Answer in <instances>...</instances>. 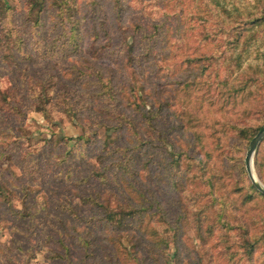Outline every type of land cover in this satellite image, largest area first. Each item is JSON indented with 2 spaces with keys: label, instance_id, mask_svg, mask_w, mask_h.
<instances>
[{
  "label": "rangeland",
  "instance_id": "obj_1",
  "mask_svg": "<svg viewBox=\"0 0 264 264\" xmlns=\"http://www.w3.org/2000/svg\"><path fill=\"white\" fill-rule=\"evenodd\" d=\"M262 124L264 0H0V264H264Z\"/></svg>",
  "mask_w": 264,
  "mask_h": 264
},
{
  "label": "water",
  "instance_id": "obj_2",
  "mask_svg": "<svg viewBox=\"0 0 264 264\" xmlns=\"http://www.w3.org/2000/svg\"><path fill=\"white\" fill-rule=\"evenodd\" d=\"M264 136V124L258 129L256 134L250 140L245 156H244V167L247 172L248 177L250 178L252 184L255 188L264 195V186L258 183L253 176V157L256 150V147L260 140Z\"/></svg>",
  "mask_w": 264,
  "mask_h": 264
},
{
  "label": "trees",
  "instance_id": "obj_3",
  "mask_svg": "<svg viewBox=\"0 0 264 264\" xmlns=\"http://www.w3.org/2000/svg\"><path fill=\"white\" fill-rule=\"evenodd\" d=\"M121 1L122 0H115V3H117L118 5H120L121 4ZM39 8H41V5H39L38 6ZM31 8H33V4H28V12H29V10L31 9ZM39 10V9H38ZM27 12V11H26ZM262 20V18L261 17H258V18H255L254 20H253V22L255 23H257V22H260ZM1 188V187H0ZM2 189V188H1ZM251 189H254L252 186H251ZM258 195H261V197L262 198H264V195L263 194H259L258 193ZM128 203L130 204V209L132 210V209H136V208H134L135 206L134 205H132L129 201H130V198H128ZM94 204H95V207H101L102 206V204H99V203H97V201H95V202H93ZM16 213H18L19 214V210H16ZM121 214H123V211H122V213ZM214 216L216 217H220L221 216V213L220 214H218V211L217 212H215L214 213ZM20 217H23V216H20ZM106 217H107V219H108V221H110V218H109V216H107L106 215ZM111 217V216H110ZM134 217V216H133ZM112 218V217H111ZM122 221V217H121V219L117 222L118 224L120 223ZM138 223H139V221H138ZM218 223V222H217ZM130 224H132V223H130Z\"/></svg>",
  "mask_w": 264,
  "mask_h": 264
}]
</instances>
